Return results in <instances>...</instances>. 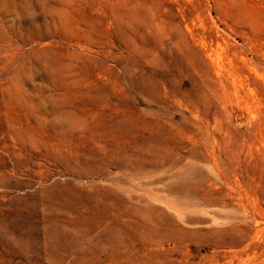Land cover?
<instances>
[{
	"label": "rangeland",
	"instance_id": "rangeland-1",
	"mask_svg": "<svg viewBox=\"0 0 264 264\" xmlns=\"http://www.w3.org/2000/svg\"><path fill=\"white\" fill-rule=\"evenodd\" d=\"M0 264H264V0H0Z\"/></svg>",
	"mask_w": 264,
	"mask_h": 264
}]
</instances>
